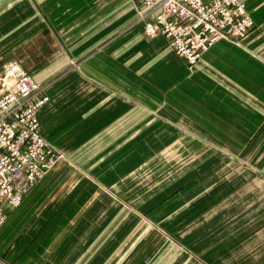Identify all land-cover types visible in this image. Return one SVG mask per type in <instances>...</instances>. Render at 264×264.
<instances>
[{"label": "crops", "instance_id": "obj_1", "mask_svg": "<svg viewBox=\"0 0 264 264\" xmlns=\"http://www.w3.org/2000/svg\"><path fill=\"white\" fill-rule=\"evenodd\" d=\"M189 65L140 0H0V75L61 158L6 209V264H264V0Z\"/></svg>", "mask_w": 264, "mask_h": 264}, {"label": "built area", "instance_id": "obj_2", "mask_svg": "<svg viewBox=\"0 0 264 264\" xmlns=\"http://www.w3.org/2000/svg\"><path fill=\"white\" fill-rule=\"evenodd\" d=\"M136 21L143 34L163 36L189 65L224 40L238 44L253 21L241 0H140ZM0 91V226L6 209L21 205L30 186L42 179L61 158L41 135L37 111L48 97L16 63L6 67ZM0 264H6L0 258Z\"/></svg>", "mask_w": 264, "mask_h": 264}, {"label": "rangeland", "instance_id": "obj_3", "mask_svg": "<svg viewBox=\"0 0 264 264\" xmlns=\"http://www.w3.org/2000/svg\"><path fill=\"white\" fill-rule=\"evenodd\" d=\"M13 64V63H12ZM7 71L6 69L4 70V73L2 75H0V91L2 89V79L6 77Z\"/></svg>", "mask_w": 264, "mask_h": 264}]
</instances>
